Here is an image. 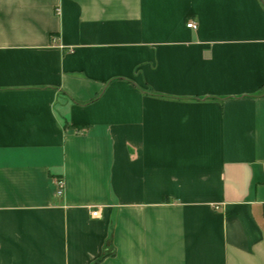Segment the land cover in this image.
<instances>
[{
  "label": "crops",
  "instance_id": "0c3cea01",
  "mask_svg": "<svg viewBox=\"0 0 264 264\" xmlns=\"http://www.w3.org/2000/svg\"><path fill=\"white\" fill-rule=\"evenodd\" d=\"M0 264H264V0H0Z\"/></svg>",
  "mask_w": 264,
  "mask_h": 264
},
{
  "label": "built area",
  "instance_id": "2783aa9c",
  "mask_svg": "<svg viewBox=\"0 0 264 264\" xmlns=\"http://www.w3.org/2000/svg\"><path fill=\"white\" fill-rule=\"evenodd\" d=\"M188 28H194V26L192 24H189L187 25ZM63 189V183L62 182H59V192H58V195L61 194V191Z\"/></svg>",
  "mask_w": 264,
  "mask_h": 264
}]
</instances>
